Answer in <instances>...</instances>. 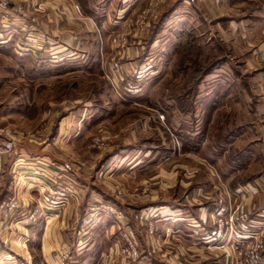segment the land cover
Returning <instances> with one entry per match:
<instances>
[{
  "label": "rangeland",
  "instance_id": "obj_1",
  "mask_svg": "<svg viewBox=\"0 0 264 264\" xmlns=\"http://www.w3.org/2000/svg\"><path fill=\"white\" fill-rule=\"evenodd\" d=\"M15 1L0 19L24 25L0 32V264H246L258 239L261 257L264 232L218 229L229 214L211 240L162 219L264 176V0ZM30 200L53 217L34 235L14 228Z\"/></svg>",
  "mask_w": 264,
  "mask_h": 264
},
{
  "label": "crops",
  "instance_id": "obj_2",
  "mask_svg": "<svg viewBox=\"0 0 264 264\" xmlns=\"http://www.w3.org/2000/svg\"><path fill=\"white\" fill-rule=\"evenodd\" d=\"M134 1V0H133ZM140 1V0H135ZM123 4L125 3L127 6L130 5V3L132 2V0H122L121 1ZM126 6V7H127ZM142 6V5H141ZM22 20H18L15 18V20L12 18L8 21H4L1 22V27H0V32L3 30H14L13 27H18L21 30V27L19 26H24L22 23ZM35 23H32V25H34ZM31 32V31H30ZM29 32V33H30ZM11 33V32H10ZM12 33L11 34H4V33H0V41L3 42V44H5L7 42V40H9L10 38H12ZM22 36L24 37L25 40H28V42H33L35 41V38H33L32 34L31 36H27L24 35V32L22 33ZM43 40H44V35H42ZM40 38V37H38ZM37 39V38H36ZM260 45V46H259ZM258 48H260V53H255V54H260L258 60H261L260 63L256 62V66H252L253 69H257L258 71L256 73H260V78L262 79V82L264 83V56L263 55V49H264V41L259 42L258 44ZM259 50V49H258ZM54 57H56L54 60L58 58H65L67 60V57L72 56V54L67 50V49H62L58 52H52ZM251 57L246 58V63H249L251 61ZM252 58L256 59V55L253 56ZM260 175V174H259ZM255 176L252 179L243 182V183H236V184H231V182L229 181V183L227 182H222L221 184H223L224 186H226V189L221 188L219 189V192L221 194V191L223 192L224 198L222 195H220L221 197L218 196V198H215L217 195H207L208 193L211 194L212 192H214V189H210V190H202L201 188L199 190L203 191L202 195L204 197V201L205 203L208 202L207 200H209V203H201V201L199 200L198 203L196 202L195 197L194 198V203L192 204H197L196 206V211L193 214H189L186 215L183 212L180 211H175L176 209L169 210V212H167L166 216H164L162 220H168L170 219V221H168V224H171L173 226V229H192V231H200L201 233H205V235L208 236V240H211L212 236L211 234H213L212 229H214V224H213V217H214V212L216 211H220V213H225L223 216H227V214L230 213L232 205H233V201H236L238 199H241L244 204H245V208L247 210V217L245 220L241 221V226L239 225L238 228L241 229L243 231V233L246 236H252L254 234H256V232H264V210H260L259 208V201L261 199V196L264 195V193H259L260 191H262V188L264 186V176L263 177H259ZM222 181V180H221ZM213 186H215L213 184ZM196 187H201V186H196ZM201 193V192H200ZM262 194V195H261ZM113 200L116 201V199L112 198ZM222 199H224L222 201ZM121 200V199H120ZM222 201V202H221ZM40 202V201H39ZM29 206L30 209L29 211L31 212V214H29L27 219H20L19 217V221L20 222H16L14 225V228L19 231L22 230V232H24V234H29V235H34L36 234L40 229H48L49 227V222L51 221L49 218H51L52 216H44L45 209L44 206H42L41 208L37 206L36 202L30 200L29 201ZM224 203V204H223ZM156 210L160 209L161 210L164 208H167L168 205H165L164 203L161 202H156L155 204ZM18 206H20V204H18ZM154 207V206H153ZM19 208V207H18ZM24 208V206L22 207ZM83 207L79 208V206H77V209H74L71 212V214H76L77 210L79 209V212L82 210ZM21 209V208H20ZM34 209V210H33ZM180 209V208H177ZM16 211H18L19 209H15ZM66 210V209H64ZM160 212V211H159ZM164 212V211H163ZM69 216V214H68ZM27 217V216H26ZM53 218V217H52ZM263 219V221H261V219ZM46 221V224H45ZM215 222V220H214ZM102 224V228L103 229H113L114 226H116L115 224H109L106 227H104V224L101 222ZM168 228V225H163L161 226V229H165ZM101 228V229H102ZM24 230V231H23ZM27 230V232H26ZM20 233V232H19ZM49 236H52L51 231L47 232L46 230L42 231V241H45L44 239ZM59 245V243H58ZM62 245H64V242L62 243ZM226 246V245H225ZM226 248V247H225ZM261 264H264V250L262 251L261 254Z\"/></svg>",
  "mask_w": 264,
  "mask_h": 264
},
{
  "label": "built area",
  "instance_id": "obj_3",
  "mask_svg": "<svg viewBox=\"0 0 264 264\" xmlns=\"http://www.w3.org/2000/svg\"><path fill=\"white\" fill-rule=\"evenodd\" d=\"M12 11L14 15H20L23 13V5L19 4L18 1L15 0H0V19L4 18L8 15V13ZM13 147L12 140H6L4 143L0 145V185H1V166H2V156L11 151ZM246 218V213L243 210V205L239 202L234 203L231 211L228 215V218H219L216 219L218 229H239L238 226H241V220ZM237 221V222H236ZM239 235V234H237ZM130 244V242H128ZM262 246V242L260 239L253 243V246L250 247V251L246 252L244 261L246 264H261V257L259 256V250ZM249 247V245H248Z\"/></svg>",
  "mask_w": 264,
  "mask_h": 264
},
{
  "label": "trees",
  "instance_id": "obj_4",
  "mask_svg": "<svg viewBox=\"0 0 264 264\" xmlns=\"http://www.w3.org/2000/svg\"><path fill=\"white\" fill-rule=\"evenodd\" d=\"M81 255H82V253H81Z\"/></svg>",
  "mask_w": 264,
  "mask_h": 264
}]
</instances>
